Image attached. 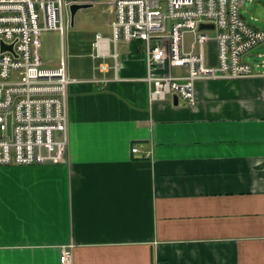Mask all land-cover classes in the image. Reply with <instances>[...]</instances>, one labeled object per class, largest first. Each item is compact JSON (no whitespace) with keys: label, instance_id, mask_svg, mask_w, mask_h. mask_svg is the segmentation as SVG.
<instances>
[{"label":"crops","instance_id":"1","mask_svg":"<svg viewBox=\"0 0 264 264\" xmlns=\"http://www.w3.org/2000/svg\"><path fill=\"white\" fill-rule=\"evenodd\" d=\"M92 53L68 66L66 163L0 166V264H264L262 77L151 102L140 41L118 72Z\"/></svg>","mask_w":264,"mask_h":264},{"label":"built area","instance_id":"2","mask_svg":"<svg viewBox=\"0 0 264 264\" xmlns=\"http://www.w3.org/2000/svg\"><path fill=\"white\" fill-rule=\"evenodd\" d=\"M255 0H0V166L65 164L70 144L68 98L73 80L64 53L46 67L44 34L64 39L73 5L108 3L112 38L96 36L94 59L121 67L119 43H142L151 102L177 96L194 105L198 81L260 76L246 56L264 45V30L242 14ZM213 29H201V25ZM215 32V36L211 35ZM113 44V48H112ZM264 66V63H262ZM107 71L108 65L103 64ZM176 69L184 72L175 73ZM134 153L138 148H133ZM64 248L61 264H71ZM156 264H168L160 263Z\"/></svg>","mask_w":264,"mask_h":264},{"label":"rangeland","instance_id":"3","mask_svg":"<svg viewBox=\"0 0 264 264\" xmlns=\"http://www.w3.org/2000/svg\"><path fill=\"white\" fill-rule=\"evenodd\" d=\"M242 14L246 21L252 26L264 30V0L246 2ZM113 8L108 3L96 4L87 9H80L76 12L74 22L70 24L65 33L64 39L57 31L46 33L43 36L42 55L44 61H58L62 54L66 56L70 68H81L82 65L91 66L93 59V44L96 36L112 38L111 22L114 20ZM215 32L211 35L215 36ZM113 48V44H112ZM128 44L119 43L120 54L124 53ZM256 56L248 55V62L257 72H264V46L254 48Z\"/></svg>","mask_w":264,"mask_h":264},{"label":"water","instance_id":"4","mask_svg":"<svg viewBox=\"0 0 264 264\" xmlns=\"http://www.w3.org/2000/svg\"><path fill=\"white\" fill-rule=\"evenodd\" d=\"M92 7V5H73L71 7V19H72V23L74 22V17H75V14L78 10L80 9H87V8H90ZM214 27L212 25H206V24H203L201 25V29H213Z\"/></svg>","mask_w":264,"mask_h":264}]
</instances>
